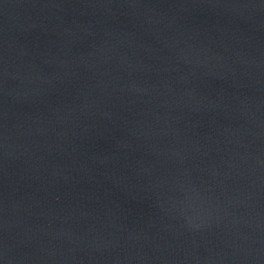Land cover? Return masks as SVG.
Here are the masks:
<instances>
[{"label":"water","instance_id":"obj_1","mask_svg":"<svg viewBox=\"0 0 264 264\" xmlns=\"http://www.w3.org/2000/svg\"><path fill=\"white\" fill-rule=\"evenodd\" d=\"M0 264H264V0H0Z\"/></svg>","mask_w":264,"mask_h":264}]
</instances>
